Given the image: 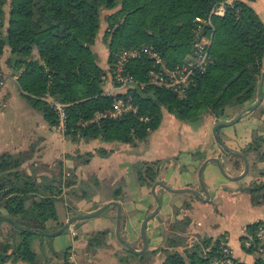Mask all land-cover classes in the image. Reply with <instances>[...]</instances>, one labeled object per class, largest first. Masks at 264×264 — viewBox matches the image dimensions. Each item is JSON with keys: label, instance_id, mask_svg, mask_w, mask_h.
<instances>
[{"label": "trees", "instance_id": "16d2710c", "mask_svg": "<svg viewBox=\"0 0 264 264\" xmlns=\"http://www.w3.org/2000/svg\"><path fill=\"white\" fill-rule=\"evenodd\" d=\"M219 1L223 0H0V55L8 47L10 63L16 70L24 68L19 77L23 96L52 126H56L58 117L45 97L67 103L65 133L73 142L101 139L137 145L161 126L164 110L198 128L205 115L222 119L229 109L240 110L256 98L264 59V21L251 0H235L224 16L214 15L212 26H204L207 33L212 31L213 34L211 60L204 72L195 74L194 84L185 93L178 94L150 83L152 59L146 55L134 58L127 64L126 72L140 84L116 96H131L137 111L92 121L97 113L111 109L115 96L104 94V87L116 85V62L124 50L153 46L168 67L185 64L195 43V19L208 18ZM104 10L109 12L102 16ZM5 15L8 16L6 26ZM103 22L106 24L103 42L108 49L106 67L101 65L93 49ZM27 48H33L36 54L23 66L15 57ZM103 77H106L105 84ZM242 152L254 165L264 162V138L255 137ZM96 154L107 156L110 151L99 147L94 152L78 151L69 157L82 165ZM33 155L30 150L0 155V214L12 217L25 228L10 225L12 235L6 236L0 244V264L19 260L31 264L48 262L50 257L40 247V241L50 236L37 232L53 231L64 225L61 219L63 189L66 188L67 195L75 193L79 199H85L86 190L82 189V194L77 195L82 185L100 184L94 175L80 181L74 175L63 183L52 179L45 166L39 164L30 171L32 166L24 165ZM159 163L139 161L132 165L139 185H151L159 180ZM260 172L264 174V168ZM120 191L121 185L113 190L110 199L124 200ZM247 192L253 204L264 202V182H253ZM66 208L69 214L73 211L71 200ZM184 221V227L189 226L190 218L185 217ZM3 222L5 220L0 218V223ZM260 225H264V220L249 224L242 240L255 235ZM27 228L37 232H29ZM10 238L13 242H9ZM200 238L205 247L213 242L210 237ZM94 239L95 236L89 238V245L98 247L99 242ZM242 247L256 255L254 264H264L257 248ZM68 249L61 256L52 254L54 259H61L55 264H73ZM204 252L199 243L185 254L168 250L161 264H208L213 257L221 255L220 242L214 241L210 256ZM234 260L235 264H246Z\"/></svg>", "mask_w": 264, "mask_h": 264}, {"label": "crops", "instance_id": "0c3cea01", "mask_svg": "<svg viewBox=\"0 0 264 264\" xmlns=\"http://www.w3.org/2000/svg\"><path fill=\"white\" fill-rule=\"evenodd\" d=\"M251 4L264 21V0H251ZM3 22L6 26L8 23V16L5 15ZM97 43L98 41L93 48H95ZM10 54L8 47H6L4 53L0 55V69L4 76L2 84L0 85V155L5 152L15 153L27 150L32 151L34 153L33 158L24 165V167L32 166L30 171L36 169L38 164L43 165L48 175H50L52 179H56L57 174L54 172L56 170L55 167L58 165L63 171L67 168L70 171L68 174L73 173L79 181L86 179L87 175L90 173L101 181L107 173L106 168L112 166V170L117 176L116 180L119 178L123 179L127 181V184L130 183L129 187H135L137 190V180H135L132 172V165L139 161H160L158 167L160 180L162 179L164 182L172 184L171 186L176 189H197L205 197L201 185L192 183L193 174L199 173V167L205 159L209 157L220 158L226 171L233 176L237 174L233 169L236 170L238 165H240V167L237 171H241L244 168V162L241 159L229 156L218 144L213 133V128L219 122L232 120L242 109L255 103L258 98V89L256 98L244 108L240 110L237 109L235 112L228 110V115L222 119H218L212 114L205 115L203 124L198 128H192L189 125L185 127L182 125L181 121L176 119L170 112L164 110L162 124L157 130L153 131L155 134L152 133L149 140H142L138 142L137 145L120 142H104L101 139L89 141L82 139L79 142H73L66 133L60 132L57 130L56 126H52L41 112L28 105L23 96L25 94L19 85V77L22 72H24V68L16 70L14 64L10 63ZM35 54L36 51L33 48H27L16 56L15 59H19L20 64L24 66L26 61ZM102 56H104L107 61L108 49L106 46ZM100 63L104 67L107 66L106 62ZM262 71H264V59ZM262 91L263 100L259 107L254 111L245 113L235 124L222 127L218 130L222 141L229 149L243 153V149H245L255 137L260 136L264 138V80ZM99 147H104L109 150L110 154L107 156L96 154L88 163L82 165H77V162L69 157V155H75L78 151L80 153L94 152L95 149ZM182 148L186 150L183 151ZM237 161H239L238 164ZM183 165L185 166L187 176L177 172L179 168L184 167ZM262 168H264V162H258L257 165L250 163L249 173L244 178L231 181L222 175L215 162L208 163L204 170V181L211 194L210 201H203L190 193L192 199L189 201H187L188 199L186 197L177 199L176 204L179 209H182V205L185 203L188 205L186 209L179 210L178 212L175 211V208H171V202L173 204L176 199L175 194H169L167 196V204L170 206L166 215L168 216V220L166 223H162L164 230L161 237L165 238L164 233L167 231L170 232L168 224L171 219L175 221L181 220L184 217H189L191 222L189 226H187V230L184 231L185 236L190 239L194 237H210L213 239V242L216 240L220 241L221 238L225 237L231 247L234 259L245 262L246 264H254L256 255L247 253L242 247V236H245L247 233L245 229L249 224L264 220V202L259 205L253 204L251 196L247 192V188L250 187L253 182H264V174L260 172ZM250 172H252V177L248 179V181L241 183ZM62 179L61 181L64 183L66 180L65 175L62 176ZM128 189L129 188H125L124 200H116L121 202L123 207L121 229H127L135 239L136 237L141 239V231L139 234V230H141L145 217L150 213L146 208L151 207L150 197L152 193L150 191L151 195L148 197L147 192L143 190L144 188L142 186L141 189L137 190H140L139 193L137 192L134 196V191L130 189L129 191ZM160 190L161 189H156V192L160 193ZM66 191V188H64V195ZM130 192H132V196L129 194ZM139 194H142V199L146 198L145 202L136 200ZM130 198L132 200H130ZM172 198H175L174 201ZM109 200L111 201L114 199ZM176 204L174 205L177 208ZM161 208H163V206ZM225 212H227V214L236 213L238 216L237 218L227 219L228 221L225 222ZM116 213L117 210H112V208L107 209L103 213L102 221H105L102 226L107 232L111 230L112 227L114 228ZM95 221V219L82 222L78 221L72 229L70 228L68 230L69 236L73 242L72 244H69V242L65 249L61 246L63 239L59 235V237L56 238L58 239L57 241L54 239L40 241V247L45 250V253L49 255V257H52L53 253L57 256H61L64 250L69 248L70 260L73 261V264H79L78 261L81 263V259L76 260V257L80 255L81 252L86 253L88 250L90 234L102 228L100 227L97 229V227H94V224H96ZM158 227L159 224L151 223V220H149L147 224L148 240L155 239V230ZM6 228L5 222L0 224V243L6 239ZM81 233L83 237H80ZM13 240V238H10L9 242H13ZM108 243H111L110 238ZM133 246L137 249H141L143 244L139 245V243L136 242ZM162 247L164 246L162 245ZM110 248H112V246H108L107 248H104V246L100 248V246H98L93 250L91 256H88L86 253L89 257L88 261H90V264H161L166 258L165 255L161 258H142V260H138L130 256H125L126 258L123 262L120 257L115 254L116 250H111ZM158 248L159 247L152 245L151 250L156 251ZM21 261L22 260H19L15 263L9 261L5 264H25V262ZM56 262L60 263L61 259H55L53 264ZM28 263L31 264L30 262Z\"/></svg>", "mask_w": 264, "mask_h": 264}, {"label": "rangeland", "instance_id": "374dc122", "mask_svg": "<svg viewBox=\"0 0 264 264\" xmlns=\"http://www.w3.org/2000/svg\"><path fill=\"white\" fill-rule=\"evenodd\" d=\"M8 7V6H7ZM109 11L107 10H104L102 12V16H104L106 13H108ZM102 31L100 33V38H98V43L96 44L95 48H93L95 51H97V54L99 55V61L104 63L106 62L105 60V57L102 56L103 55V52H105V44L103 42V33H104V29L106 27V24L103 22L102 24ZM229 110H232V111H237V108H233V109H229ZM173 115V114H172ZM208 115V114H207ZM174 116V115H173ZM175 117V116H174ZM176 118V117H175ZM177 119V118H176ZM180 121V120H179ZM182 125H184L185 127L188 126L189 124H186L184 122H181ZM190 126V125H189ZM191 127V126H190ZM193 128V127H192ZM153 131L151 132L150 135H152ZM155 134V133H153ZM150 135L148 136V140L150 138ZM183 151L186 150L184 148H182ZM184 153V152H182ZM228 154V153H227ZM230 156V155H229ZM226 157V156H225ZM233 162V161H232ZM239 163V162H238ZM202 165V164H201ZM200 165V167H201ZM184 166V165H183ZM182 167V166H181ZM199 167V169H200ZM56 170H55V174H57V178L56 180L57 181H60L62 179V176L65 175L66 177V180L68 179H72L74 174L73 173H70L68 174V172H70L67 168L66 170L63 171V169L60 168V166H56L55 167ZM107 170V173L105 175V177L100 181V184H92L91 182H88V183H84L81 187L80 190L77 191V195H81L82 194V189L83 190H86V195H87V198L85 199H79L78 196L75 195V193H71L69 195L67 194H63L62 193V200H63V203H62V211H61V219L62 221L65 223L68 221V219L73 216V215H76V214H85V213H88V212H92L96 209H98L99 207H101L103 204H105L106 202H108V200L110 199V196L113 195V190L116 188V187H120V185L122 186V191L119 192L120 195H124L125 193V188H129L130 190H133L134 193L133 195L135 196L137 194V192L139 193V191H137L138 189H141V185H139V183L137 182V176H134L135 177V180H137V187L138 189L136 190L135 187H129V184H127V181L123 180V179H117L116 180V175L114 173V171L112 170V166L106 168ZM244 168L241 170V171H237V169H233V171L235 173H237L236 175H239L243 172ZM179 174H183V175H186V171H185V166L182 167V168H179L178 171ZM199 172V171H198ZM64 173V174H63ZM92 173L88 174L87 175V178L86 179H89L92 177ZM95 177V176H93ZM252 177V172H250V174L244 179L241 181V183H244V181H248V179H250ZM159 178H160V174H159ZM164 179V177H163ZM165 180V179H164ZM199 173H194L193 174V184H197V185H200V181H199ZM63 181V179H62ZM157 181H163L162 179L160 180H157ZM185 181V180H184ZM134 182V181H133ZM164 182V181H163ZM166 183V182H165ZM154 184V183H153ZM153 184L151 185H144L143 186V190L147 192L148 194V197H150L149 195L150 194V191L152 193V186ZM167 185H169L170 187H172L170 183H166ZM253 184V183H252ZM139 185V186H138ZM128 189V190H129ZM157 189H161L160 193H157L159 199L161 200L162 202V206L163 208H161L162 210H160V212L151 219V223H157L159 224V227L156 228L155 230V239H149V246H148V249L141 253V254H136L133 252L132 249L130 248H127L121 241H119V239L117 238V235H116V218H115V225H114V228L112 227L111 230H109L108 232L106 231V229H103V223L104 221H102V216L104 215L103 213L99 214L98 216L96 217H93V218H88V219H83L81 220L82 221H90V220H93L95 219V223L94 224V227H97V229H99L100 227V230L96 231L95 233H92L90 234L89 238L91 236H95V241H98L99 242V246L100 248H102L104 246V248L108 247V246H112V248H110L111 250H116V255L118 257L121 258H126L125 256H130V257H133L134 259H140L142 260L143 259H148V258H152V259H155L157 257H163L167 254L168 250H178L182 253L185 254V252L190 248L192 247L194 244L196 243H199L202 245L203 247V250L205 251L204 253L206 254V256H210L209 253L212 252V244L214 242H211V244L207 247L204 246V244L201 242V238L200 237H194V238H188L187 236H185V233L184 231L187 230V227H184V220H185V217L182 218L181 220H175L173 221V219L170 220V223L168 224V227H169V230L170 232H166L164 233L165 235V238L164 237H161V234L163 233V230H164V226L162 225V223H166L167 222V218L168 216L167 215V212H168V209H169V204H167V196L169 194H175V198H172V200L174 201V203L172 204L171 202V208L174 209L175 208V211H178L179 210H183V209H186L188 207V205L185 203L182 205V209H179L178 206H177V199L180 198V197H186L189 201L190 199H192L191 195L189 192H182V193H175V192H171L169 191L168 189H165L163 187H157ZM129 190V191H130ZM128 191V192H129ZM131 196H132V192L129 193ZM146 194V195H147ZM177 195V196H176ZM95 196V197H94ZM145 196V194H144ZM129 199V198H128ZM127 199V200H128ZM71 200V207L73 209V211H71V213L69 214V212L67 211V204H66V201L68 203V201ZM130 200H132L130 198ZM138 200L139 202L141 201H146V198L142 199V194H139V197L136 199ZM171 200V201H172ZM110 201V200H109ZM150 203H151V207L150 208H146L147 210L150 211V213H152L156 207H157V202H156V198L154 196V194L152 193L151 197H150ZM177 206V208L175 207V205ZM112 210H116L115 207H110L108 209H111ZM181 208V206H180ZM72 212H75V213H72ZM148 213V215L150 214ZM224 220L225 222L228 221L227 219H233V218H237L238 214L236 213H232V214H227V212L224 213ZM114 219V218H113ZM164 221V222H163ZM160 222V223H159ZM4 223V222H3ZM76 223L78 222H75L70 228L72 229V227L74 225H76ZM2 224V223H0ZM5 225H6V229H5V235L6 236H11L12 233L10 230V225L8 222L5 221ZM166 225V224H165ZM105 226V225H104ZM58 228H55L54 230H56ZM140 231L139 230V234H140ZM245 231H247L245 229ZM150 232V231H149ZM122 234V237L127 241L129 242L132 246L136 244V242L139 243V245L143 244L142 242V238L139 239L136 237V239L133 237V235H131L129 233V231L127 229H124L122 230L121 232ZM150 235V233H149ZM62 237V242H61V246L65 249L66 245L69 243V244H72V240L70 239V236H69V231H66L64 233H62L61 235H59ZM59 236H55V237H50V238H47L45 240H55L57 241ZM80 237H83V234L81 233L80 234ZM139 237V236H138ZM109 238L111 240V243L109 244ZM1 244V243H0ZM152 245H155L156 247H159L156 251H152L151 248H152ZM162 245L164 247H162ZM167 246V247H166ZM97 245H89V248L88 250L86 251L87 255L88 256H91L92 255V252L94 249H96ZM134 247V246H133ZM144 246L141 247V249H143ZM135 248V247H134ZM137 249V248H135ZM141 249H138V250H141ZM69 250V253H70V249ZM85 252H81L80 255H78L76 257V260L78 259H81V263L80 261H78L79 264H90V261H88V256L86 255ZM248 253V252H247ZM58 258H56L57 260ZM211 259V258H210ZM55 261V259L53 257H50V260L48 262H39L38 264H53V262ZM21 262H25V264H29L28 262L26 261H21ZM70 262L73 263L72 260H70ZM18 264H22V263H18ZM93 264V263H92Z\"/></svg>", "mask_w": 264, "mask_h": 264}, {"label": "built area", "instance_id": "2783aa9c", "mask_svg": "<svg viewBox=\"0 0 264 264\" xmlns=\"http://www.w3.org/2000/svg\"><path fill=\"white\" fill-rule=\"evenodd\" d=\"M234 2L235 0L219 1L213 6L208 18L203 19L197 17L195 19L197 26L194 30L195 43L193 51L189 60L181 66L173 68L168 67L161 54L155 50L153 46L145 45L124 50L116 62V72L114 75L116 85L109 88L104 87V94L115 96L111 109L107 112L97 113L92 121L95 122L105 117L118 118L126 112L137 111V108L132 105L131 96H116L118 92H122L129 87H134L135 85L140 84L133 75L126 72L127 64L134 58L146 55L152 59V70L149 72L150 83L171 89L178 94L185 93L194 84L195 74L204 72L211 60L213 34L212 31L207 33L204 26H212V16H224L227 8L230 5H233ZM3 77V73L0 69V85L2 84ZM105 82L106 77H103V83L105 84ZM45 99L57 114V130L65 133L67 103L55 100L50 96H46ZM141 119L144 118L142 117ZM219 242L221 255L219 257H213L208 264H235L232 250L227 239L225 237L221 238ZM242 245L247 249L252 247L257 248L258 253L264 259V225H260L257 228L255 235L244 238L242 240Z\"/></svg>", "mask_w": 264, "mask_h": 264}, {"label": "water", "instance_id": "95a60500", "mask_svg": "<svg viewBox=\"0 0 264 264\" xmlns=\"http://www.w3.org/2000/svg\"><path fill=\"white\" fill-rule=\"evenodd\" d=\"M263 80H264V71H262V74H261V77H260V80H259V83H258V98H257V101L255 103H253L249 107H246V108L242 109L232 120L219 122L213 128V133H214L215 139L218 142V144L223 148V150L226 153H228L230 156L239 158V159H241L244 162V170H243V172L241 174L235 175V176L230 175L226 171L225 167L223 166V163H222L220 158H218V157H209V158L205 159L203 161L200 169H199V179H200L199 181H200V185H201V189L203 191V194H205V197L197 189H192V188H178V189H176V188L170 187L169 185H167L163 181H156L153 184V186H152V193L154 194V196L156 198L157 207L152 213H150L149 215H147L145 217V219H144V221L142 223V226H141V238H142L143 246H144L143 249H141V250L135 249L129 242H127L122 237L121 227H122V209H123V207H122L121 202L116 201V200H111V201L103 204L101 207H99L98 209H96V210H94L92 212L85 213V214H76V215L71 216L68 219V221L65 222L64 225L62 227H60L59 229H57V230H53V231H43V230H41L39 232L35 231L32 228H27L26 230H28L29 232H37L40 235H45V236H50V237L58 236V235H61L64 232H66L67 230H69L70 227L75 222L81 221L83 219L96 217L99 214L104 213L108 208L115 207L116 210H117V213H116V235H117V238L127 248L132 249L134 253L141 254V253L145 252L148 249V246H149V240H148V236H147V224H148L149 220H151L153 217H155L159 213V211H160V209L162 207V202L159 199V197L157 195V192H156V189H157L158 186H161V187H163L165 189H168L169 191L175 192V193L189 192V193L194 194L196 197L200 198L203 201H210L211 194H210V192H209V190H208V188H207V186L205 184V181H204V170H205V167H206V165L208 163L215 162L217 164L218 168H219V171L222 173V175L225 178H227V179H229L231 181L240 180V179L244 178L249 173L250 162H249L247 156L242 154V153H239V152H236V151H233V150L229 149L225 145V143L222 141V139L220 138L218 130L220 128H222V127H226V126H230V125L235 124L245 113L254 111L257 107L260 106V104L262 103V100H263V91H262ZM0 218H3L6 222H8L9 224L17 227L18 229H25L24 226L19 225L12 217H10L8 215L0 214Z\"/></svg>", "mask_w": 264, "mask_h": 264}, {"label": "flooded vegetation", "instance_id": "af4514ba", "mask_svg": "<svg viewBox=\"0 0 264 264\" xmlns=\"http://www.w3.org/2000/svg\"><path fill=\"white\" fill-rule=\"evenodd\" d=\"M226 153V152H225Z\"/></svg>", "mask_w": 264, "mask_h": 264}]
</instances>
